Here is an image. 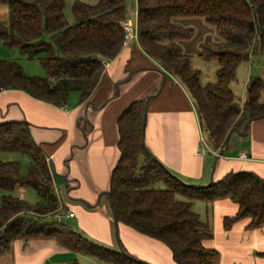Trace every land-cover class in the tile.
<instances>
[{
    "label": "trees",
    "instance_id": "obj_1",
    "mask_svg": "<svg viewBox=\"0 0 264 264\" xmlns=\"http://www.w3.org/2000/svg\"><path fill=\"white\" fill-rule=\"evenodd\" d=\"M0 2L9 8L7 23H0V39L29 58L37 57L46 71L44 77L29 76L16 60L0 59V90L20 89L59 106L67 104L72 92L86 100L101 79L102 58L117 57L124 46L127 0H76L71 7L73 22L65 15V0ZM137 13L140 47L187 89L212 149L223 146L231 128L264 116L260 101L264 82L259 75L249 78L243 103L231 88L240 64L264 52V0H137ZM182 17H201L218 34V39L206 36L198 52L205 59L217 60L213 82H202L200 70L192 66V54L183 48L195 31L177 21ZM145 100L131 102L118 119L120 158L109 190L114 214L118 222L165 243L176 264H214L219 251L205 245L212 237L211 228L193 210V203L230 198L239 208L235 215L224 217V227L247 218L248 228H258L264 224V178L251 171H231L209 186L182 182L146 151L142 136ZM3 152L26 155L29 165L23 174L18 160L0 159V191L4 193L0 254L16 239L50 238L112 264H150L94 242L63 222L45 220L53 217L59 201L47 154L33 139L28 122L0 123ZM16 186L33 187L40 200L30 204L7 194Z\"/></svg>",
    "mask_w": 264,
    "mask_h": 264
},
{
    "label": "crops",
    "instance_id": "obj_2",
    "mask_svg": "<svg viewBox=\"0 0 264 264\" xmlns=\"http://www.w3.org/2000/svg\"><path fill=\"white\" fill-rule=\"evenodd\" d=\"M65 1V15L73 22L71 7L76 0ZM81 1L95 3L97 0ZM8 18V5L0 2V23L6 24ZM13 48L0 39V55H3L0 58L8 59L4 57L13 53ZM262 55L264 52L254 54L244 63L248 64L249 78L259 75L264 82ZM137 69L141 70L123 82ZM160 69L163 70L138 43L131 42L104 67L97 88L86 100L82 101L78 92H72L67 104L59 106L20 89L0 90V123L28 122L33 139L47 154L61 205L75 213L66 222L92 241L110 245L115 241L108 192L113 169L120 158L118 119L135 100L153 95L148 104L144 142L182 182L206 185L231 171H251L264 178V116L252 120L243 135L233 132L228 147L219 157L220 149H212L203 136L187 89L177 78ZM260 101L264 103V87ZM243 125L237 128L241 130ZM241 153L247 157H241ZM190 179L194 182H189ZM196 202L204 201H195L193 207ZM210 204L206 221L212 237L205 245L219 251L214 264H264V224L248 228L246 218L226 228L223 219L235 215L238 204L230 198ZM118 233L126 252L135 258L150 264H176L171 249L162 241L120 222ZM95 258L98 259L70 250L55 239H16L7 252L0 254V264H97Z\"/></svg>",
    "mask_w": 264,
    "mask_h": 264
},
{
    "label": "rangeland",
    "instance_id": "obj_3",
    "mask_svg": "<svg viewBox=\"0 0 264 264\" xmlns=\"http://www.w3.org/2000/svg\"><path fill=\"white\" fill-rule=\"evenodd\" d=\"M127 4H128L127 17H132L131 12L136 10V0H127ZM177 21L185 26L192 27L195 31L194 36L191 39L183 42V48L185 52L192 54V59H191L192 66L200 70L202 82L207 83V82L215 81L216 80V70L218 68L217 60L216 59H205L198 55V52L200 50V43L204 40L206 36H211L214 39H218V34L216 33L214 26L207 23L201 17H182V18H178ZM13 51H14L13 53L9 52L10 54L7 55L8 57H4V58H8V60H16L23 67L24 73L29 76H43V77L46 76V71L37 57L29 58L27 55L21 53L19 48L17 47L13 48ZM0 56H3V55H0ZM262 57H264V55L260 56V58ZM248 74H249L248 64L247 63L241 64L238 67L236 79L231 83V88L233 92L236 94V96L240 99L241 102L246 96V81L249 79ZM203 136L205 137L204 134ZM0 159H2L3 161L18 160L22 166V173L25 174L27 172V167L29 165V158L26 155L16 153V152H3V153H0ZM189 182L192 183L194 181L190 179ZM3 194L4 193L0 191V203H1V196ZM7 194L24 199L30 204H35L40 200L36 190L31 186H19L14 192L7 193ZM67 199L69 198L67 197ZM210 209H211V204H206L204 202H196L195 206L193 207L194 211L201 213V218L203 219V221H206V215L208 212H210ZM53 219L54 217H51V216H48L45 218V220L49 222L50 221L52 222ZM63 224L66 227L72 229V226L68 222H66V220L63 221ZM114 231H115L114 233L115 241L113 245L100 242L98 240L96 241L93 240V241L99 244H102L106 247H109L111 249L118 250L120 249L119 244L122 246L123 243H121L119 233L117 236L116 230ZM95 259H96L95 261H97V264H112L104 260H99V258L98 259L95 258Z\"/></svg>",
    "mask_w": 264,
    "mask_h": 264
},
{
    "label": "built area",
    "instance_id": "obj_4",
    "mask_svg": "<svg viewBox=\"0 0 264 264\" xmlns=\"http://www.w3.org/2000/svg\"><path fill=\"white\" fill-rule=\"evenodd\" d=\"M132 17H126L122 21V25L124 28V46L129 45L131 42H136L139 44V36H138V25H137V0H136V10L132 11ZM110 59L102 58V63L105 66H108L110 63ZM243 158H246L247 155L245 153H241L240 155ZM57 195V190H55ZM58 197V196H57ZM59 201V199H58ZM75 213L70 211L69 209L63 207L59 201V206L54 211L53 217L57 222H63L66 219L74 217Z\"/></svg>",
    "mask_w": 264,
    "mask_h": 264
},
{
    "label": "water",
    "instance_id": "obj_5",
    "mask_svg": "<svg viewBox=\"0 0 264 264\" xmlns=\"http://www.w3.org/2000/svg\"><path fill=\"white\" fill-rule=\"evenodd\" d=\"M139 70H141V69H137V70L132 71V72L129 74V76H128L123 82H127V81H129V80L133 77V75H134L136 72H138ZM160 70H162V69H160ZM162 71H163V70H162ZM164 83H165V78H164V80L162 81L161 88L163 87ZM152 96H153V95H149V96L146 98V100H145V107H144V114H143V125H142V126H143V132H142L143 139H144V130H145V124H146V117H147L148 104H149V100H150V98H151ZM256 118H259V117L248 118V119L245 121V123H244V125H243V127H242L241 130H240L239 128H237V127H233V128H231V129L229 130V132H228V134H227V136H226V138H225L224 144H223V146H222V147L220 148V150H219V154H218L219 157L223 155L225 149L228 147V145H229V140H230V137H231L232 133L236 131V132H238L239 134L243 135V134L246 132V130H247L248 125L250 124V122H251L252 120L256 119ZM146 151L151 155V157H152L153 159H155L156 161L160 162V161L157 159V157H155V155H153V154L147 149V147H146ZM160 163H161V162H160ZM212 181H213V180H210L209 183H208L207 185H205V186H209V185L212 183ZM108 195L110 196L109 192H108ZM110 203H111V201H110ZM111 208H112V206H111ZM112 213H113V218H114V226H115V230H116V233H117V236H118V221H117V218H116V216H115V214H114L113 209H112ZM119 248H120V251H121L122 253L126 254V255L129 256V257H132V255H130L128 252H126V251L124 250V248H123L120 244H119Z\"/></svg>",
    "mask_w": 264,
    "mask_h": 264
}]
</instances>
